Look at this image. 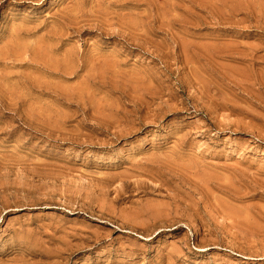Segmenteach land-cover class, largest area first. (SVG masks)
<instances>
[{
	"label": "rangeland",
	"instance_id": "1",
	"mask_svg": "<svg viewBox=\"0 0 264 264\" xmlns=\"http://www.w3.org/2000/svg\"><path fill=\"white\" fill-rule=\"evenodd\" d=\"M0 264H264V0H0Z\"/></svg>",
	"mask_w": 264,
	"mask_h": 264
},
{
	"label": "bare ground",
	"instance_id": "2",
	"mask_svg": "<svg viewBox=\"0 0 264 264\" xmlns=\"http://www.w3.org/2000/svg\"><path fill=\"white\" fill-rule=\"evenodd\" d=\"M257 98H258V97H257ZM99 214H101V215H107V214H104V213H102V212H99ZM107 216H108V217H111V216H109V215H107ZM111 218H112V217H111ZM116 218H117V217H116ZM118 219H119L121 222H123V223H124V222L127 223V224L129 223L128 220H127L126 218H123V217H122V218H118ZM115 220H116V219H115ZM143 226H144V225H143Z\"/></svg>",
	"mask_w": 264,
	"mask_h": 264
}]
</instances>
